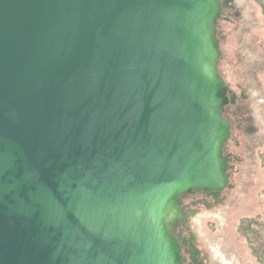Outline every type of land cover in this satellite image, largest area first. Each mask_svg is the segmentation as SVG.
<instances>
[{
  "label": "water",
  "instance_id": "1",
  "mask_svg": "<svg viewBox=\"0 0 264 264\" xmlns=\"http://www.w3.org/2000/svg\"><path fill=\"white\" fill-rule=\"evenodd\" d=\"M221 12L0 0V264H181L169 209L230 181Z\"/></svg>",
  "mask_w": 264,
  "mask_h": 264
},
{
  "label": "rangeland",
  "instance_id": "2",
  "mask_svg": "<svg viewBox=\"0 0 264 264\" xmlns=\"http://www.w3.org/2000/svg\"><path fill=\"white\" fill-rule=\"evenodd\" d=\"M220 1L222 12L216 20L215 37L211 34L220 52L217 74L236 93L238 106L224 114L231 125L225 148L231 157L230 181L213 195L198 192L193 201L185 202L181 197L169 209L170 221L165 220V227L171 235L182 232L189 261L194 258L200 264H264L262 5L261 0Z\"/></svg>",
  "mask_w": 264,
  "mask_h": 264
},
{
  "label": "flooded vegetation",
  "instance_id": "3",
  "mask_svg": "<svg viewBox=\"0 0 264 264\" xmlns=\"http://www.w3.org/2000/svg\"><path fill=\"white\" fill-rule=\"evenodd\" d=\"M231 90L232 89H230V90L228 89V91L226 93L229 102L226 105V108H225L226 110L224 109V111L222 112L223 113V116H224V114L226 115L227 112H232L231 110L233 108L238 107L237 104H236L237 96L233 99V90L232 91ZM228 158L231 160V157L230 156ZM198 192L199 191H192L190 194L184 195L182 197V199H181L182 202H185L186 199H188V201H193L194 200L193 197H194L195 193L198 194ZM212 195H213V193H212ZM173 235H174V237H177V239L179 240L180 245H181V251H180V258H181L180 261H181V264H200L198 262V260L195 261L194 258H192V261H189L188 260L189 258L186 256V253L188 254V252H189L188 251V247L186 246L187 241L184 239L182 232L181 231H178V233H177V231L176 232L174 231Z\"/></svg>",
  "mask_w": 264,
  "mask_h": 264
},
{
  "label": "trees",
  "instance_id": "4",
  "mask_svg": "<svg viewBox=\"0 0 264 264\" xmlns=\"http://www.w3.org/2000/svg\"><path fill=\"white\" fill-rule=\"evenodd\" d=\"M261 5H262V11H263V17H264V0H261ZM264 20V19H263ZM217 66H219L218 64L216 65V69H218V67ZM227 142V141H226ZM226 144L227 143H225L224 144V147H223V154L225 155V156H228V154H227V152H226V150H225V148H226ZM195 191H199L200 193H203V195H204V192L205 191H203L202 189H196ZM214 191H208V193H206V195H211L212 193H213ZM191 192H186V193H184L183 195H182V197L184 196V195H188V194H190ZM255 219V218H254Z\"/></svg>",
  "mask_w": 264,
  "mask_h": 264
}]
</instances>
